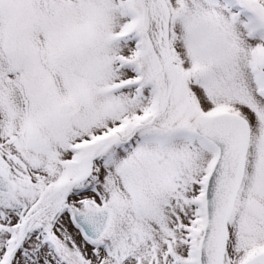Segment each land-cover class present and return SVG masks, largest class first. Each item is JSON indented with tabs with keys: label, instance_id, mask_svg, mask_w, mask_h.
Masks as SVG:
<instances>
[{
	"label": "snow or ice",
	"instance_id": "1",
	"mask_svg": "<svg viewBox=\"0 0 264 264\" xmlns=\"http://www.w3.org/2000/svg\"><path fill=\"white\" fill-rule=\"evenodd\" d=\"M0 264H264V0H0Z\"/></svg>",
	"mask_w": 264,
	"mask_h": 264
}]
</instances>
